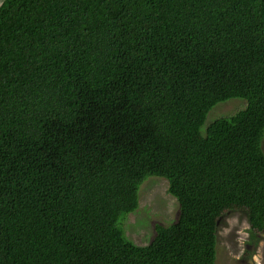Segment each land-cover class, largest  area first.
Segmentation results:
<instances>
[{
	"label": "trees",
	"instance_id": "trees-1",
	"mask_svg": "<svg viewBox=\"0 0 264 264\" xmlns=\"http://www.w3.org/2000/svg\"><path fill=\"white\" fill-rule=\"evenodd\" d=\"M263 136L264 0L0 7V264H215L226 213L264 233ZM150 177L179 215L141 246Z\"/></svg>",
	"mask_w": 264,
	"mask_h": 264
},
{
	"label": "rangeland",
	"instance_id": "rangeland-1",
	"mask_svg": "<svg viewBox=\"0 0 264 264\" xmlns=\"http://www.w3.org/2000/svg\"><path fill=\"white\" fill-rule=\"evenodd\" d=\"M246 101L233 99L219 103L207 114L201 128L216 120L229 118L245 109ZM264 154V136L261 143ZM168 182L163 178L150 177L139 188V207L119 222L125 236L136 245H147L155 236L156 225L174 223L179 215V205L168 194ZM215 264H264V233L252 232L246 214L233 211L221 217L217 227Z\"/></svg>",
	"mask_w": 264,
	"mask_h": 264
},
{
	"label": "water",
	"instance_id": "water-1",
	"mask_svg": "<svg viewBox=\"0 0 264 264\" xmlns=\"http://www.w3.org/2000/svg\"><path fill=\"white\" fill-rule=\"evenodd\" d=\"M5 0H0V7L2 6V4L4 3Z\"/></svg>",
	"mask_w": 264,
	"mask_h": 264
}]
</instances>
